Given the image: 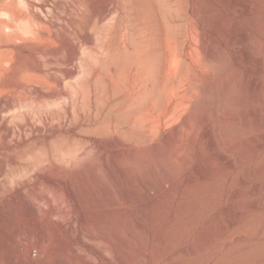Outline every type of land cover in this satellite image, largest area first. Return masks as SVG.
<instances>
[{"label":"bare ground","instance_id":"6f19581e","mask_svg":"<svg viewBox=\"0 0 264 264\" xmlns=\"http://www.w3.org/2000/svg\"><path fill=\"white\" fill-rule=\"evenodd\" d=\"M35 1L38 4V9L33 10L31 8L32 3L29 0H0V9H5L7 14L6 19L0 18V141L5 142L10 134H15L19 138L33 134L39 137L37 141L40 142L41 136H43L42 139H45L57 133L56 135L60 137L71 136L82 139L84 148H88V150L91 146L96 147V145L102 146L104 144H112L113 147L119 148L124 147L125 144L133 146L152 141L163 127L170 126L176 121L178 123H175L172 131L170 129L162 136L165 142H176L178 133L183 129L192 131L189 140L194 141L199 128L205 125L203 130L204 145L211 154L219 155L220 159L223 160V165L217 168L213 166L209 171L207 170V173H203L205 166H198L197 174L200 175L198 179L191 180L190 185L186 187L185 192H183L186 197L180 201L174 214L183 217L196 208L197 203H199L197 202L198 195L196 192L201 190L202 186L208 184V179L212 180L219 177L220 180L226 181L228 180L227 177L231 176L232 180L227 185H229V188L234 189L231 207L236 212L234 215H230L226 221L220 222L215 229L209 230L205 235L215 237L228 232L241 231L248 227L251 232H255V227L261 219L254 224L253 219L248 218V214H250V211L253 212L252 210L261 211L264 209V203H262V201L264 202V196L260 195V191L264 189V166H247L249 164L245 161L244 152L234 155L232 145L242 141L247 143L248 137L252 134L255 137H260L261 141L258 145L262 146L264 143L262 78L259 75L250 74V86L255 91L257 103L249 105L247 108L244 107L245 109L241 111L247 115V120L250 121L247 124L246 122L243 124L242 121L240 124L239 122L234 123L233 120L229 121L227 119L233 116L232 108L236 106L232 98L233 83L229 79L223 81L224 83L222 82L223 84L220 86L215 83V75L218 73L222 76L227 70L228 64L227 59L220 53L218 46L210 47L206 41L200 40L198 46L193 47L195 53H197L196 57H193L192 54L184 55L182 49L181 52L177 51L179 49L177 47L179 45L178 40L177 44L172 45L171 39L173 40V38H170L172 37L171 34L170 37L169 35H167L168 37L163 35L165 40L163 37V48H161V59H159V56L155 58L157 52L155 54L153 52V46H155L153 45V26L149 22L145 24L138 23L132 15L131 8L126 9V2L129 0H124V6L122 7L118 6L122 0H74L71 1L72 3H69L68 0H51L50 5H48V0ZM166 1H164V4ZM20 5L24 8H19ZM167 5L169 6L168 3ZM162 7L164 8L163 5ZM114 13H117V20L123 17L129 18L130 38L126 39L125 33H121L118 36L112 35L111 39L104 40L94 34L93 26L110 18ZM137 17L139 16L137 15ZM142 19L143 21L146 20L145 17ZM164 24L165 26L167 24L168 27L171 25L168 21ZM168 27L166 26L169 31H172V27L171 29ZM181 28H183V25ZM249 36L250 34L244 33L241 40L230 39L232 46H240L242 49L241 56L245 60L253 57L245 40ZM16 40H19V43ZM9 44H13V47H8ZM92 50L95 52L92 53ZM157 58L160 61L159 66L156 68L155 62L157 60L155 61V59ZM257 62L263 64L264 60L259 58ZM154 67L157 69V73ZM201 73L205 78H202ZM203 79L205 80L203 81ZM94 85L96 89H93ZM28 97L53 103L55 108L38 110L33 115L27 111L16 112L13 110L17 100ZM94 99L97 102L95 112L93 108ZM99 105H108L107 115L101 120H99L97 113ZM173 130L176 133H172ZM216 132L220 133V138L223 137L222 140L217 139ZM55 141L53 140L56 145ZM58 144L60 145L59 141ZM153 146L157 147V144H153ZM121 149H118L120 153ZM225 149L226 151L223 152ZM200 153L201 159L206 161V154L204 152ZM118 159L122 158L118 157ZM39 168L41 167L31 166L29 170L27 169L28 171L25 170L27 172L24 171V174L38 173ZM167 169L166 166H119L120 173L128 176L127 182L131 187L134 186V182L140 184L143 196L139 202L155 201L158 206L163 201H157V195L161 192H172L176 182L178 183L176 176H165V170ZM104 173L107 179L119 188L117 175L107 167ZM151 173L155 176L158 175L157 180L160 187H157L153 182H144V178ZM3 175L5 178H3ZM105 175L103 176L105 177ZM0 176L4 179L0 181V196H3L14 187H24V190L30 188L28 181L23 179V175H12L8 170V166H0ZM103 176L98 175L92 187L102 192L105 203L95 204L87 200L84 208L90 217H93L96 212L103 211L104 208H111L112 211L113 209L116 211L123 210V205L128 204L129 207L134 202L132 197L129 196V192L126 195L124 192H120L121 189L118 193L121 196V201L118 202L119 200L113 198L115 196L112 194L116 195L113 192L116 187L114 189L112 186L106 187ZM199 180L202 181L199 182ZM43 181L46 180L43 179ZM47 181L50 188L57 191L59 183L53 179ZM78 185L81 188V184L78 183ZM208 185L211 187L212 184ZM224 186L226 187V185ZM65 195L68 198L67 200L77 208L72 190L67 188ZM36 198L39 203L41 201L49 205L50 215L55 216L61 212L60 207L52 203L48 193H40ZM260 200L262 201L260 202ZM22 201L19 209H16L13 219L15 222L24 221L25 223L22 228L12 234V237L9 235L8 238L17 240L22 234L33 233L36 236V246L42 251L44 249V239L48 235L45 232L46 230L39 229L36 225L40 206L28 207L24 200ZM172 218L174 219V217ZM140 220L137 223L134 220L135 225L138 226L136 231L145 226L144 221ZM162 220L159 221L160 225L163 224ZM57 224L67 229V223L57 222ZM127 227H130V225H127ZM82 235L83 230L80 229L71 239L67 238L69 239L67 240L68 247L73 252L81 246H86ZM97 236L103 240L108 238L107 235L102 233ZM138 238L140 239L139 235ZM246 238L244 241L236 242L237 244L233 248L231 247L234 252L231 258L241 256L245 252L252 253L250 255L258 254L264 248L263 239H261L263 240L261 242L253 238ZM142 242L143 240L141 244ZM101 249L94 250V253L103 262H106L103 249ZM117 250L119 256L121 255L120 257L126 256L120 252V249ZM28 252L27 249L18 252L17 264H33L30 261ZM54 254V250L47 251L45 264H62L58 260L49 258ZM1 256L0 252V258ZM13 258L15 256L11 259ZM80 260H82L81 264L83 261H85V264H90L85 256L81 257ZM2 262L0 264H5L7 260Z\"/></svg>","mask_w":264,"mask_h":264},{"label":"rangeland","instance_id":"374dc122","mask_svg":"<svg viewBox=\"0 0 264 264\" xmlns=\"http://www.w3.org/2000/svg\"><path fill=\"white\" fill-rule=\"evenodd\" d=\"M29 1L32 3L31 8L33 10L38 9V4L35 0ZM68 1L70 3L74 0ZM164 1L166 0H129L126 2V9L131 8L132 15L137 19L138 23L145 24L149 22L153 26V45H155L153 46V52L154 54L157 52L155 58L159 56V59H161V48H163V41L167 35L169 37L172 35L170 37L173 38V40L171 39L172 45L177 44V40L179 45L184 43V46L179 47V45H176L179 48L176 47L177 51L181 52L182 49L184 55L192 54L193 57L197 55L193 47L198 46L200 40L206 41L210 47H214V45L218 46L220 53L227 59L228 64L227 70L222 76L218 73L215 75V83L220 86L224 83L223 81L228 79L233 83L232 98L235 102L234 104L237 106L233 104L235 106V108H232L234 114L227 119L229 121L233 120L232 122L234 123L239 122L240 124L242 121L243 124L245 122L247 124L250 120H247V115L241 111L249 105L257 103L255 91L250 86L251 73L259 75L263 80L261 95L264 101V63L257 62L259 58L264 60V0H167L168 2L166 1L165 4ZM50 4L51 0H48V5ZM118 6H124V0L120 1ZM166 6L168 7L166 8ZM19 8L24 7L20 5ZM164 14L166 15L164 16ZM116 15L117 13H114V17L111 16L93 26V32L98 38L108 40L111 39L112 35L118 36L121 33H125L126 39L130 38L131 26L129 18L123 17L117 20L118 16ZM143 17L146 20L143 21ZM0 18H7L5 9H0ZM167 21L172 26L168 27L167 24L166 26L169 29L172 27V31L166 28L164 23H167ZM179 22L183 23V28H181L182 25ZM166 29L169 31L168 33ZM244 33L250 34L245 40L253 54L252 59L248 60L242 58L240 46H232L230 44V39H243ZM16 42L19 43V40H16ZM8 47H13V44H9ZM94 52L92 50V53ZM155 61L157 68L160 60L157 58ZM155 71L157 73V69ZM203 76L202 74V78H205ZM219 77L223 78L220 79ZM93 89H96L95 85ZM96 104L97 102L94 99V112L96 111ZM51 108H55L53 103L28 97L17 100L13 110L16 112L27 111L33 115L38 110L43 111ZM107 109L108 105H99L97 111L99 120L107 115ZM175 123L178 122L176 121ZM175 123L163 127L152 141H148L145 144L133 146L125 144L124 147L119 148L113 147L112 144L96 145V147H89L90 151L88 148H84L82 139L71 136L60 137L56 135L57 133L45 139H42L41 137L43 136H41L40 142L37 141L39 137L33 134L24 135L22 138H19L15 134H10V137L8 136L5 142L0 141V166H8V170L12 175H23V179L28 181L30 187L27 190H24V187H14L6 192L7 194L1 195L2 197L0 196V252L2 254L0 262L7 260L5 264H17V256L20 251L27 249L30 261L33 264H45L47 261L46 253L51 249L55 251V254L49 258L58 260L62 264H81L82 260L80 259L84 256L90 264H264V248L258 254L255 253L257 255H250L252 253L244 251L243 255L231 258L234 254L231 249L233 246H236V242L244 241L246 237V239L253 238L261 242L264 240V209L261 211L252 210L253 212L250 211V214H248V218L253 219L254 224L261 219L257 227H255V232H251L248 227L241 231L228 232L215 237H207L205 235L209 230L215 229L220 222L226 221L230 215H234L236 212L231 207L234 189L229 188V185H227L232 180L231 176L227 177L230 180L229 182L228 180L222 181L219 177L212 180L208 179L209 182L208 180L207 182L208 184H212L210 185L211 187L205 184L206 187L204 185L198 191L199 193L196 192L199 196H197V202L199 203H197L196 210L194 209L186 213L183 217H178L174 214L180 201L186 197L185 193L183 194L186 187L190 185L191 180L198 179L200 175L197 174L198 166H205L203 173H207L213 166L217 168L223 165V160L220 159L219 155L211 154L204 145L203 130L205 125L199 128L194 141L189 140L192 131L190 129H183L178 133L176 142H165L162 136L167 131H170V129L172 131ZM172 133H176V131L173 130ZM217 133V139L222 140L223 137L221 136L220 138V133ZM252 136L248 137L247 143L242 141L232 145L233 154L244 152L245 161L249 164L247 166L263 167L264 143L262 146L258 145L261 141L260 137H255L253 134ZM50 140L52 142L56 140L57 146ZM153 144H157V147L153 146ZM154 147L156 148L154 149ZM118 149L122 150L121 153ZM116 150L118 151L116 152ZM225 151L226 149L223 152ZM200 152L206 154V161L201 159ZM118 157L122 159H118ZM31 166L41 167L39 168L40 171H37L38 173L30 172L28 175H25L24 171L29 170ZM119 166H166L168 169L165 170V176H176L178 183L176 182V186H174L172 192H161L160 196L157 195V201H163L159 206L155 201L139 202L143 196L140 184H135L134 182V186L131 187L129 182H127L128 176L120 173ZM106 167L117 175L119 188L107 179L104 173ZM91 175L92 178L90 177ZM98 175H105L102 178L106 187L112 186L113 189L116 187V191L113 190L116 195L114 193L112 195L115 196L113 198L117 201L119 200L118 202L121 201V196L118 194L119 189L124 194L129 192V196L134 201H132L133 205L131 204L133 207L131 205L128 207V204H125L123 205L125 210L119 211L104 208L106 211L96 212L93 217H90L84 208L87 200L95 204L105 203L102 192L92 187ZM24 176L26 177L24 178ZM3 178H5L4 175ZM157 178L158 175L155 176L151 173L144 178V182H153L157 187H160ZM43 179L46 181H43ZM48 179H53L59 183L57 191H53L50 188ZM3 180L0 176V181ZM201 181L199 180V182ZM44 182L47 184L45 185ZM78 183L81 184V188ZM67 188L74 193L77 208L67 200L68 198L65 195ZM202 190L204 191L202 192ZM40 193H48L52 203L60 207L61 212L58 215H50L49 205L41 201L39 203L36 196ZM260 195L264 196V189L260 191ZM22 200H24V203L28 207L40 206L36 225L39 229L46 230L45 232L49 236L44 239V249L42 251L36 246V236L33 233L27 232L22 234L17 240L8 238L9 235L12 237V234L18 231L19 228H22V225L25 223L24 221L15 222L13 219L17 211L16 209H19L21 202H23ZM262 203L264 202L262 201ZM167 212L171 213L168 215ZM259 214L262 215L259 216ZM134 220L136 221L135 223L139 220L144 221L145 226L136 231L138 226L135 225ZM160 220L163 221L162 225L159 223ZM57 222L67 223V229L60 227ZM127 225H130V227H127ZM130 228L132 229L129 230ZM162 228H165L166 231ZM80 229L83 230L82 237L86 246H81L73 252L68 247L67 240L76 235ZM101 233L107 235L106 237L108 238L103 240L98 237L97 235ZM127 241L128 243H126ZM101 248L103 249V256L106 258V262H103L94 253V250H100ZM117 249H120V252L126 255V259L123 260L125 258L123 255V257L119 256ZM14 256L15 258L11 259ZM84 262L82 264H85Z\"/></svg>","mask_w":264,"mask_h":264}]
</instances>
